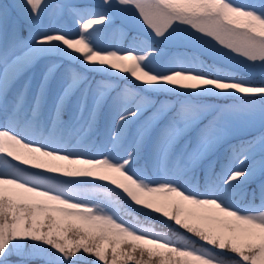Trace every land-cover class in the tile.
<instances>
[{
    "label": "snow or ice",
    "instance_id": "1",
    "mask_svg": "<svg viewBox=\"0 0 264 264\" xmlns=\"http://www.w3.org/2000/svg\"><path fill=\"white\" fill-rule=\"evenodd\" d=\"M0 264H264V0H0Z\"/></svg>",
    "mask_w": 264,
    "mask_h": 264
},
{
    "label": "rangeland",
    "instance_id": "2",
    "mask_svg": "<svg viewBox=\"0 0 264 264\" xmlns=\"http://www.w3.org/2000/svg\"><path fill=\"white\" fill-rule=\"evenodd\" d=\"M5 2H11V0H5ZM83 2H88V3H95L98 2V0H83ZM235 2H245V0H235ZM107 40L109 42H115L118 43L120 46H126V36H124L123 34L119 33V32H113V33H109L107 34ZM255 77H260L259 73L254 74Z\"/></svg>",
    "mask_w": 264,
    "mask_h": 264
},
{
    "label": "trees",
    "instance_id": "3",
    "mask_svg": "<svg viewBox=\"0 0 264 264\" xmlns=\"http://www.w3.org/2000/svg\"><path fill=\"white\" fill-rule=\"evenodd\" d=\"M255 80H259V79H261L260 77H253ZM125 218H127V217H125ZM140 219H143L142 217H140ZM146 226H148V225H146ZM151 226L155 229V230H159V231H167V229L166 228H163L158 222H153L152 224H151Z\"/></svg>",
    "mask_w": 264,
    "mask_h": 264
}]
</instances>
